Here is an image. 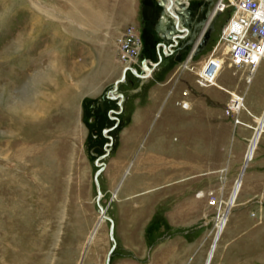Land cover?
<instances>
[{
	"label": "rangeland",
	"instance_id": "obj_1",
	"mask_svg": "<svg viewBox=\"0 0 264 264\" xmlns=\"http://www.w3.org/2000/svg\"><path fill=\"white\" fill-rule=\"evenodd\" d=\"M166 1L0 0V264H105L113 243L110 264H264V61L248 81L223 53L220 87L195 82L227 13L182 68L215 0L175 1L190 27L178 52L111 93L128 27L136 69L170 41ZM228 91L244 96L241 123L225 114ZM164 132L180 153L168 171L146 157L165 150ZM106 148L99 202L113 240L94 180Z\"/></svg>",
	"mask_w": 264,
	"mask_h": 264
},
{
	"label": "built area",
	"instance_id": "obj_2",
	"mask_svg": "<svg viewBox=\"0 0 264 264\" xmlns=\"http://www.w3.org/2000/svg\"><path fill=\"white\" fill-rule=\"evenodd\" d=\"M163 7L165 16L167 15L172 19L174 31L169 42L160 41L156 44L158 60L139 59V69L129 64L131 60L129 45L134 32L133 26L128 27L117 42L118 50L126 63L125 66L131 68V71H134L133 74L138 70L137 73L142 76L139 78L143 81L152 77L144 67L147 66V69L151 68L153 73L162 59L178 52L181 40L190 34L189 28L183 24L178 8L174 7L180 19L179 28L177 29L175 19L167 13L165 6ZM212 12L213 17L223 13H227V17L222 23L216 43L212 46L202 65L195 71V82L200 87H220L217 79L224 65L223 53L228 56L231 65L236 67L244 66L250 74H254L259 64L264 61V0H215ZM162 17L164 18V15ZM136 45L139 48L141 41L136 43ZM193 55H195L193 52L189 54L188 61ZM180 67L188 68V65L182 64ZM228 92L230 99L226 104L225 114L234 117L235 122L241 123L238 119V114L243 109L244 96L235 91ZM178 103L182 108L189 107L187 101L181 100Z\"/></svg>",
	"mask_w": 264,
	"mask_h": 264
},
{
	"label": "water",
	"instance_id": "obj_3",
	"mask_svg": "<svg viewBox=\"0 0 264 264\" xmlns=\"http://www.w3.org/2000/svg\"><path fill=\"white\" fill-rule=\"evenodd\" d=\"M161 4L163 6H165V9L167 11L168 14H170L174 19H175V25H176V28L178 29L179 28V23H180V19H179V16L178 14L175 12L174 10V7H173V3H169V0L167 1V3L165 2H161ZM208 33H209V30H208V24H207V28L206 30L203 32V35L201 36V40L198 44V46L195 48V50H193V54L197 53L198 51H200L202 45L206 42L207 40V37H208ZM124 73L121 75V78L119 80L116 81L115 83V86H114V89L111 90V93L114 92V90L118 87L117 83L120 82V81H123L124 80ZM117 96H121V94H118ZM117 96H113V94L111 95L112 98H116ZM109 139H110V142L109 143H106L107 145H111V137L108 136ZM108 154V149L106 148V152L104 154H102L101 156L98 157L97 161H96V165L98 166V169L96 170L95 172V176H94V180H95V184H96V187H97V197H96V200H97V204H98V207L100 209V211L103 213L104 209L102 207V205L100 204V196H101V190L99 188V184L97 182V177L98 175L100 174V172L102 171V169L104 168L105 166V163L104 162H98L100 159L104 158L106 155ZM105 219H108L110 221V229H109V233H110V237L111 239L113 240V221L111 220V218H109L108 216L105 217ZM115 243H113V245L111 246L107 256H106V261H105V264H110V258H111V255H112V252L115 248Z\"/></svg>",
	"mask_w": 264,
	"mask_h": 264
},
{
	"label": "bare ground",
	"instance_id": "obj_4",
	"mask_svg": "<svg viewBox=\"0 0 264 264\" xmlns=\"http://www.w3.org/2000/svg\"><path fill=\"white\" fill-rule=\"evenodd\" d=\"M175 1H177V0H169V3H173V7H175ZM179 1H181V0H178V2ZM182 3H186V4H188L189 3V0H182L181 1ZM213 18V12H212V14H211V17L208 19V21H207V24L209 25V23H210V21H211V19ZM206 28H207V25H206V27H204V29H203V31H202V34L200 35V37H199V39L197 40V42L194 44V46H193V49L191 50V52H193V50H195V48L198 46V44H199V42H200V40H201V36L203 35V32L206 30ZM141 46H142V43H141ZM190 52V53H191ZM189 53V54H190ZM185 64H188V57H187V59H186V61L183 63V65H185ZM144 69L146 70V71H148V73H150L151 75L153 74L152 73V69L150 68V69H147V66H145L144 67ZM127 71H130L131 73H133L134 71H131V68H128L127 66H125L124 68H123V73H126ZM155 71V70H154ZM153 71V72H154ZM138 72V70L137 71H135V76H138V77H142L139 73H137ZM137 73V74H136ZM252 73L250 74L249 73V77H248V81H251V77H252ZM118 94H113V96H117ZM244 106H243V109H245L244 107H245V104H243ZM262 118L264 119V114H263V116H262ZM256 120H258V119H256ZM262 125H263V123L262 122H259V124H258V127H257V129H256V132H255V134H254V137H257L258 135H259V133H260V130H261V127H262ZM253 137V138H254ZM252 152V150L250 151H248V153H251ZM249 156V155H248ZM249 158L248 157H246V159H245V162H244V165H243V168H242V170H241V172H240V174H239V176H238V178H237V181H236V183H239L240 181H241V178H242V175H243V173H244V170H245V167H246V165H247V160H248ZM97 182H98V177H97ZM100 188V187H99ZM234 190H235V188H234ZM234 191L232 192V196H231V199L233 200L234 199ZM101 196H102V193H101ZM101 196H100V198H101ZM97 201V200H96ZM104 209V208H103ZM100 210V209H99ZM100 213L102 214V217L100 218L101 220H103V218L105 219V217H106V215L104 214V211H103V213L100 211ZM110 218V217H109ZM112 220V219H111ZM98 225H99V222H97V224L94 226V228H93V230H92V232H91V234H90V236H89V241L93 238V236H94V234H95V232H96V230H97V227H98ZM217 239V236H216V238H215V240ZM215 240H214V242H213V244H212V246H211V248H210V251H209V255H210V252H211V250L214 248V244H215Z\"/></svg>",
	"mask_w": 264,
	"mask_h": 264
},
{
	"label": "crops",
	"instance_id": "obj_5",
	"mask_svg": "<svg viewBox=\"0 0 264 264\" xmlns=\"http://www.w3.org/2000/svg\"><path fill=\"white\" fill-rule=\"evenodd\" d=\"M181 1H179V4L180 3L181 4H185V9H186V5L189 6V4L182 3ZM191 1H194V0H189V2H191ZM183 8H184V6L182 8H180V9H178V10L181 13V17L183 18V24L186 27L190 28L187 25V23H186V17H185V14H184V10L185 9L183 10ZM168 135H170L172 137V135L170 133H168V132H166V133L165 132L164 133H159V136L161 137L160 140L161 141H164V142H167L166 144H164V149L165 150H163L160 153L156 152L155 155L152 154V153H148L146 155V157H154V156H156L157 157V164H158V166L159 165L162 166V171H168L173 166V162L171 161L170 158H175L176 155H177L176 156L177 158L180 157L178 144L173 145V146L168 145V140H170V138H168ZM177 161H179V160H177ZM160 171H161V169L160 170L158 169V172H160Z\"/></svg>",
	"mask_w": 264,
	"mask_h": 264
},
{
	"label": "flooded vegetation",
	"instance_id": "obj_6",
	"mask_svg": "<svg viewBox=\"0 0 264 264\" xmlns=\"http://www.w3.org/2000/svg\"><path fill=\"white\" fill-rule=\"evenodd\" d=\"M188 4H190V2H189ZM181 18H182V17H181ZM182 20H183V18H182Z\"/></svg>",
	"mask_w": 264,
	"mask_h": 264
}]
</instances>
